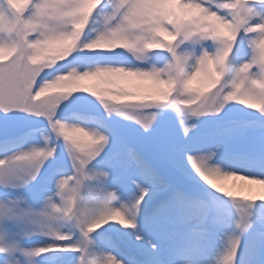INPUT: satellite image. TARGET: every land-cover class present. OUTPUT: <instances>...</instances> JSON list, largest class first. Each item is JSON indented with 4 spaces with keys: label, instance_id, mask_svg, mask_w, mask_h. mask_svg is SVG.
Wrapping results in <instances>:
<instances>
[{
    "label": "snow or ice",
    "instance_id": "obj_1",
    "mask_svg": "<svg viewBox=\"0 0 264 264\" xmlns=\"http://www.w3.org/2000/svg\"><path fill=\"white\" fill-rule=\"evenodd\" d=\"M233 177L264 186V0H0V264H264Z\"/></svg>",
    "mask_w": 264,
    "mask_h": 264
},
{
    "label": "rangeland",
    "instance_id": "obj_2",
    "mask_svg": "<svg viewBox=\"0 0 264 264\" xmlns=\"http://www.w3.org/2000/svg\"><path fill=\"white\" fill-rule=\"evenodd\" d=\"M212 183L216 184L217 187L223 188L225 191L232 192L235 198H244L245 196L252 197L256 195L258 192L256 190L249 191L251 186L242 185V184H245L246 181L240 180L237 177L230 178V180L229 179L213 180ZM243 186L245 188L244 190H241ZM258 188L260 189V191L264 192V186H259Z\"/></svg>",
    "mask_w": 264,
    "mask_h": 264
},
{
    "label": "bare ground",
    "instance_id": "obj_3",
    "mask_svg": "<svg viewBox=\"0 0 264 264\" xmlns=\"http://www.w3.org/2000/svg\"><path fill=\"white\" fill-rule=\"evenodd\" d=\"M242 185L246 186V185H249V184L246 182L245 184H242ZM244 186L242 187L241 190H244V188H245ZM249 186H251V187H250L251 189H254V190H256V191H260V189L258 188L259 185H254V186H253V185H249ZM261 192H263V191H261Z\"/></svg>",
    "mask_w": 264,
    "mask_h": 264
}]
</instances>
